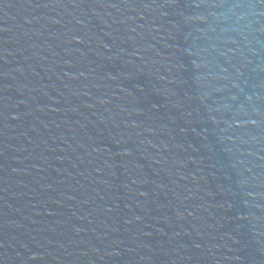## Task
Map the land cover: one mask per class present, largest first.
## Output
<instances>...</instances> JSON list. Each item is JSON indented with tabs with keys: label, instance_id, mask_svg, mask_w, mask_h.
<instances>
[{
	"label": "water",
	"instance_id": "95a60500",
	"mask_svg": "<svg viewBox=\"0 0 264 264\" xmlns=\"http://www.w3.org/2000/svg\"><path fill=\"white\" fill-rule=\"evenodd\" d=\"M0 264H264V0H0Z\"/></svg>",
	"mask_w": 264,
	"mask_h": 264
}]
</instances>
